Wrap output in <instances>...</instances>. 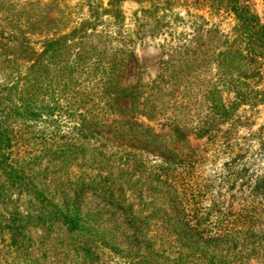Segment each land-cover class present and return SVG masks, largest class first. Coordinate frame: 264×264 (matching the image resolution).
Masks as SVG:
<instances>
[{"label":"rangeland","instance_id":"1","mask_svg":"<svg viewBox=\"0 0 264 264\" xmlns=\"http://www.w3.org/2000/svg\"><path fill=\"white\" fill-rule=\"evenodd\" d=\"M242 2L264 21V0ZM236 24L233 12L208 0H0V87L16 84L31 64L42 65L43 100L53 105L58 78L82 50L117 61L119 85L140 90L156 116L139 113L141 100L123 98L94 125L104 143L93 139L82 151L61 154L39 136L54 125L36 122L13 156L18 169L0 163V264H167L173 258L172 264H264V211L247 232L238 231L239 222L226 237L193 228L199 197L205 207L222 202L215 197L216 171H200L212 184L207 193L157 177V152L177 146L207 154V137L198 133L188 136L190 144L175 145L178 129L166 113L173 109L182 124L196 111L205 114L198 80L215 78L218 51L231 43ZM255 77L249 82L256 104L242 105L236 115L258 171L264 169V74ZM223 96L234 94L224 86ZM222 199L237 211L232 195Z\"/></svg>","mask_w":264,"mask_h":264},{"label":"trees","instance_id":"2","mask_svg":"<svg viewBox=\"0 0 264 264\" xmlns=\"http://www.w3.org/2000/svg\"><path fill=\"white\" fill-rule=\"evenodd\" d=\"M120 1L109 0V4ZM208 1L218 9L233 12L237 24L233 37L228 39L231 43L218 51L220 58L216 63L218 72L215 78H201L198 83L194 78L189 82L197 83L198 90H203L205 98L201 103H206L205 114L196 109L191 120L182 124L181 117L177 112L173 113V109L166 113L168 121L171 120L178 129V135L173 138L175 145L190 144L188 136L198 133L207 137V154L182 153L176 149L177 146L157 152V177L207 193L212 184L208 187V183L201 178L202 172L206 173L208 169L216 171L221 185L219 189L215 187V197H220L222 202L217 208L205 207L203 198L199 197L202 205L191 209L193 228L202 234L226 237L232 233L228 230L237 226L236 222L243 224L238 231L247 232L264 211V169L254 170V153L246 147L248 133L245 130L243 135H239L240 119L236 115L242 105L256 104L252 95L254 87L249 80L257 78V74L260 77L264 74V21L242 0ZM57 42H60L59 39ZM40 67L42 65L33 63L16 84L0 87V163L10 170L18 169L13 156L18 155L20 140L37 125L36 122L54 125L53 128L42 129L39 136L51 142L50 151L61 154L70 150L82 151L84 145L93 139L104 143L101 132L94 125L109 110L119 106L123 98L130 97L134 104L141 100L144 106L139 113L156 117L152 111L145 109L140 90H128L119 85L120 78L116 79L118 63L113 58L105 61L85 55L81 50L77 61L69 62L58 78L60 90L58 97L51 95L53 105L44 101L40 79L43 67ZM227 70L230 71L228 76L225 75ZM224 86L233 92L232 100L223 96ZM186 95V91L181 93L182 102H185L183 98ZM133 124L139 126L136 121ZM65 126L69 129L66 130ZM55 137L60 138L57 143L51 141ZM197 171L201 173V181L196 179ZM228 195L239 203L236 212L233 211L234 204L222 199ZM232 215L234 219H228ZM68 223L74 225L71 221ZM176 260L173 258L167 264Z\"/></svg>","mask_w":264,"mask_h":264}]
</instances>
